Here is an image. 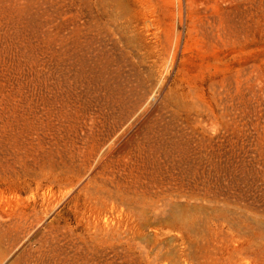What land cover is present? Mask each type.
Segmentation results:
<instances>
[{
    "label": "rangeland",
    "instance_id": "1",
    "mask_svg": "<svg viewBox=\"0 0 264 264\" xmlns=\"http://www.w3.org/2000/svg\"><path fill=\"white\" fill-rule=\"evenodd\" d=\"M0 264H264V0H0Z\"/></svg>",
    "mask_w": 264,
    "mask_h": 264
}]
</instances>
